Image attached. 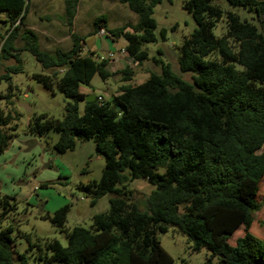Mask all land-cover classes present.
<instances>
[{"label": "trees", "instance_id": "1", "mask_svg": "<svg viewBox=\"0 0 264 264\" xmlns=\"http://www.w3.org/2000/svg\"><path fill=\"white\" fill-rule=\"evenodd\" d=\"M163 1L120 0L137 23L109 29L100 17L94 21L95 33L105 31L112 41L124 39L127 58L141 66L150 59L144 45L158 41L153 14ZM219 1L184 4L196 28L184 39L178 65L191 81L155 60L161 73L152 72L140 85L121 86L111 101L101 95L87 101L95 94L83 88H89L96 75L104 81L121 76L126 82L135 70L112 71V60L95 52L84 54L86 42L76 34L67 51L42 50L39 36L25 24L29 0H0V14L7 19L3 23L10 24L1 34L0 67L10 60L16 63L0 77L9 84L7 103L14 106L12 75L22 72L20 54L27 51L48 72L34 79L68 100L62 120L33 115L28 133L57 134L53 149L59 154L73 151L78 142L92 141L106 162L99 181L76 188L91 199L92 207L109 196V210L93 215L90 229L66 227L70 205L47 214L44 218L66 233L68 246L58 241L46 242L44 248L33 244L31 248L40 251L37 259L44 257L45 264H173L158 237L173 227L188 238L193 252L210 254L209 264L214 259L217 264H264V241L250 232L261 210L256 196L264 176V0H226L232 8L254 13L259 26L225 11ZM65 3L71 29L76 0ZM224 18L227 32L217 37L214 29ZM20 117L16 110L0 114V155L10 147ZM139 179L154 187L145 210L131 188ZM15 208L14 197H0V218ZM242 228L244 235L231 245ZM16 238L13 227H0V264H29L26 254L14 259Z\"/></svg>", "mask_w": 264, "mask_h": 264}, {"label": "rangeland", "instance_id": "2", "mask_svg": "<svg viewBox=\"0 0 264 264\" xmlns=\"http://www.w3.org/2000/svg\"><path fill=\"white\" fill-rule=\"evenodd\" d=\"M65 1L29 0V11L25 24L28 29L33 30L39 36L42 50L51 53L57 49L67 51L72 47V34H76L84 37L86 46L97 47L98 56L115 54V60L110 63L112 71L123 70L127 67L135 70L134 77L126 82L122 80L121 76L111 77L104 81L96 75L92 79L90 87L83 88L84 91L93 92L95 95H101L106 101H111L113 96L119 93L121 86L140 85L149 78L152 72L161 73V67L156 65L155 60L170 64L176 74L191 81L190 74L182 73L178 65L184 39L191 35L196 28L194 19L184 8V4L188 0H172L171 3L165 0L154 8L153 17L157 26L155 34L158 41L144 45V49L149 52L150 59L141 66H137L129 58H122L120 55V51L125 48L126 41L124 39L112 41L107 37L109 36L107 32L105 35H101V32L95 33L94 21L100 17L106 20L109 29L137 23V16L121 4L120 0H76V16L71 29L64 17ZM219 3L225 11L238 14L242 21L259 26L254 13L242 8H232L226 0H220ZM5 20H7L6 15L0 14V50L4 42L1 34L10 28L9 23H3ZM162 31L165 32V38L162 37ZM226 32L224 18L214 29V34L217 37H222ZM17 46L21 47L22 45L18 42ZM20 57L23 70L19 74L12 75L11 80L15 88L14 106L7 103L9 102L7 98L9 84L6 81L0 82V114L6 116L12 113V110H16L21 115L18 131L14 133L21 139L15 144L11 142L5 153L0 155V197L10 196L16 199V208L0 218V227L2 229L14 228L15 235H17L14 259L18 254H26L29 264H45L44 257L43 260L37 259L40 254L39 249L31 248V245L41 244L44 248L46 242L58 241L63 247L68 246L66 233L53 225L49 219L44 218L47 214L52 215L62 205L69 204L70 210L67 215L66 227L72 229L81 226L90 229L92 216L108 211L110 204L109 196H106L100 199L95 207L91 206V199L76 188L80 184L79 180L83 178L80 175L81 172H76V166L73 170L68 169L69 172H65V168L59 166L56 159L50 158L49 163L53 164L54 168H49L47 165L43 167L42 157L48 158L45 160L49 161V156L41 149L42 145L39 143V139L34 149L26 151L25 147L20 148L25 140V134L28 133V118L33 115L48 114L54 119L62 120L65 114V105L68 102L57 89L51 93L34 79L35 74L47 75L48 72L42 69L29 52H22ZM1 64L0 77L5 74L6 67L16 63L14 60H10ZM97 92L100 93L97 94ZM24 95L27 98H24ZM83 113L84 104L81 103L80 114ZM100 155L105 162L104 156ZM89 164L93 168L96 167L95 174L100 172V163L97 160L92 159ZM59 169L62 171L60 172ZM60 173L64 179L68 177V184H64V179L58 180L61 177ZM45 184L47 186H44ZM39 185L46 188L40 189ZM131 188L137 191L135 197L140 201V208L145 210L147 208L145 199L151 194L154 187L147 180L139 179L131 184ZM70 195L78 198V202L75 203L74 199L71 200ZM256 201L261 205V210L255 213V220L250 232L264 241V176L260 182ZM243 235L242 228L231 238L230 244L234 246L237 239ZM158 237L164 250L174 260L173 264H209L210 254L206 250H202L200 253L193 252L190 249L191 243L188 238L177 228L171 227L167 234ZM46 253L49 257L51 256V253ZM47 264L64 263L51 261ZM212 264H217V259H214Z\"/></svg>", "mask_w": 264, "mask_h": 264}, {"label": "crops", "instance_id": "3", "mask_svg": "<svg viewBox=\"0 0 264 264\" xmlns=\"http://www.w3.org/2000/svg\"><path fill=\"white\" fill-rule=\"evenodd\" d=\"M125 46H126V44H125ZM84 50L86 52L90 51V52L96 53L97 47H91L90 48V47L85 45ZM97 56L98 55L96 53V57ZM83 92L86 94H89V92H87V91L83 90ZM24 98H27V96L24 95ZM29 119L30 118H28V125H29ZM19 139H21V137H19L15 134L14 139L12 140V144H15L16 141H18ZM24 139L25 140L22 143L23 145L20 148L22 149V147H25L26 151L34 149L35 146L37 145V141L39 139V143H41V145H42L41 149L43 150V152L47 153V155L49 156V161L45 160L48 158L42 157L43 167L45 165H47L49 168H54L53 164L49 163L50 158H54V160L56 159V162H58L59 166L65 168V170H66L65 172H69L68 169L73 170L74 166H76V168H77L76 172H78V171L81 172L80 175L83 176V178L79 180L80 184L88 185L90 183L97 182L100 180L101 175L103 173V170L105 168V162H103V158H101V155L97 152L96 145L94 142H92V141L78 142L76 148L73 151H69L65 154H59L53 149L55 143L59 139V136L57 134L52 133L50 135H47V137H38L37 138L31 134L26 133ZM39 152H40V150H39ZM92 159L95 161L97 160L100 163L99 164L100 172L98 171V172H96V174L94 171V169L96 167L93 168L92 165L89 164ZM92 162H94V161H92ZM59 171L61 172L62 169H59ZM60 176L61 177H59V179H58L59 181L64 179L62 173H60ZM64 180H65V183H64L65 185L69 183L68 177ZM39 188L43 189L46 187L39 185ZM70 198H71V200L74 199L75 203L78 202V198H75V196L70 195ZM66 205H69V204L62 205L61 208L63 206H66Z\"/></svg>", "mask_w": 264, "mask_h": 264}, {"label": "built area", "instance_id": "4", "mask_svg": "<svg viewBox=\"0 0 264 264\" xmlns=\"http://www.w3.org/2000/svg\"><path fill=\"white\" fill-rule=\"evenodd\" d=\"M101 35H105V31H101L100 33ZM120 55L123 57V58H127L128 57V53L125 49H122L120 51ZM102 59H110V60H115V54L114 53H109L107 56H104L102 57ZM99 101H102V97H99L98 98Z\"/></svg>", "mask_w": 264, "mask_h": 264}, {"label": "water", "instance_id": "5", "mask_svg": "<svg viewBox=\"0 0 264 264\" xmlns=\"http://www.w3.org/2000/svg\"><path fill=\"white\" fill-rule=\"evenodd\" d=\"M99 93H100V92H97V94H99ZM95 98H96V95H90V96H87L86 100H87V101H94ZM29 112H30V110H29Z\"/></svg>", "mask_w": 264, "mask_h": 264}]
</instances>
